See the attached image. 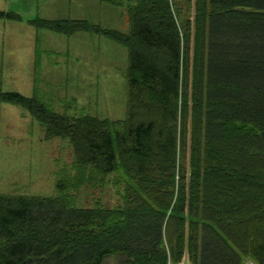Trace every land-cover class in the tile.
I'll return each mask as SVG.
<instances>
[{
  "label": "trees",
  "instance_id": "1",
  "mask_svg": "<svg viewBox=\"0 0 264 264\" xmlns=\"http://www.w3.org/2000/svg\"><path fill=\"white\" fill-rule=\"evenodd\" d=\"M105 1L127 7L128 31L29 22L127 46L125 117H71L18 90L0 100L28 109L45 136L69 137L83 163L109 173L120 160L124 192L91 206L64 183L55 195L0 193V264H264V0Z\"/></svg>",
  "mask_w": 264,
  "mask_h": 264
},
{
  "label": "rangeland",
  "instance_id": "2",
  "mask_svg": "<svg viewBox=\"0 0 264 264\" xmlns=\"http://www.w3.org/2000/svg\"><path fill=\"white\" fill-rule=\"evenodd\" d=\"M0 9L21 16L0 17V89L37 93L53 110L75 118L125 117L127 46L87 30L65 34L29 22L36 16L78 17L128 31L125 5L105 0H0ZM119 124L112 125L113 133ZM45 130L28 109L0 100V193L55 195L58 184L64 183L62 194L77 205L120 201L128 181L120 160L114 171L105 173L83 163L69 137H48ZM226 134L232 137L233 131L228 128ZM181 264L192 263L186 255Z\"/></svg>",
  "mask_w": 264,
  "mask_h": 264
}]
</instances>
